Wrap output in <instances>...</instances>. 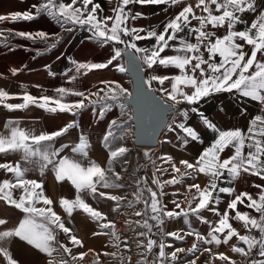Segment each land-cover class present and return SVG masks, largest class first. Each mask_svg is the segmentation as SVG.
Wrapping results in <instances>:
<instances>
[{
	"label": "snow or ice",
	"instance_id": "obj_1",
	"mask_svg": "<svg viewBox=\"0 0 264 264\" xmlns=\"http://www.w3.org/2000/svg\"><path fill=\"white\" fill-rule=\"evenodd\" d=\"M108 3L112 5L113 0H108ZM137 4L164 5L166 11L168 7L178 10L166 20L162 30L158 27L146 29L134 23L144 15L133 12L129 7ZM110 12L104 14L105 9L95 0H39L23 12L0 14V24L47 16L63 33L72 34L78 26L90 34L87 37L89 41L110 49L109 56L102 62H77L69 57L73 67L63 75L70 84L93 70L109 69L110 66L126 73L129 65H134L138 75L143 74L139 75L135 93L118 81L110 80L100 81L103 87H97L95 91L61 86L54 89L55 97H34L25 93L22 97H12L22 99L23 103L3 105L13 111L34 104L51 114L70 113L73 116L90 111L98 121H103L114 107H118L120 112L108 121L102 136V143L108 151L106 167L95 161L82 166L69 155H62L70 151L88 157L89 140L82 129L75 141L56 146L59 138L80 128L75 120L55 131L39 134L13 126L15 121L5 122L8 134H0V154L23 155L20 161L0 163V172L6 176L0 179V201L24 215L11 228L7 227L6 219L0 218V226H3L0 228V264H18L10 252V245L17 240L50 257L59 252L60 259L49 260L48 264H75L77 260L84 259L86 253L74 254L73 247L58 241V234L62 232L71 245L83 246L66 226L62 216L54 210L57 204L69 217L77 209L87 214L99 229L93 235L107 236L109 246L117 249L104 253L117 264H198L197 259L190 258L198 252L206 254L205 264H238L236 259L218 250L221 246H228L232 253L241 257L242 264H264V183L253 185L258 190L255 195L246 191L237 194L233 187L220 186L222 182L236 180L241 173L264 181V0H195L194 3L189 0H115ZM245 14L253 15L250 24L244 20ZM238 25L244 27L238 29ZM220 29L224 30V34H217ZM53 34L56 39L50 43L49 34L44 31L31 33L0 28V37L5 38L9 51L12 50L8 40L11 36L32 41L33 44L44 43L51 50L64 39L58 33ZM141 41L154 43L141 47ZM44 67L49 76L56 75L50 65ZM172 68L177 69L178 74L159 72L160 69ZM10 71L15 76L19 69ZM72 72L74 74L69 75ZM154 84L158 87L154 88ZM221 93L260 105L259 114L248 120L246 129L222 130L199 109L201 102ZM67 97L77 99L67 101ZM134 97L136 104L130 106L128 101ZM7 98L9 94L0 90V101ZM144 102L151 103L161 133H175L180 147L192 142L203 144L199 126L188 122L190 114L196 115L200 125L213 133V139L193 161L181 159L177 163L170 155L154 156L152 152L144 151L142 155L146 164L138 165L129 175L132 184L126 185L121 182V171L129 172L131 162L126 157L130 149L116 142L124 140L130 128L133 129V137L138 136L140 124L130 125L129 122L139 121L137 113ZM241 114L247 117V110L242 108ZM229 151L231 154L225 156ZM157 159L163 164L158 166ZM28 164L41 176L51 166L58 182L66 179L74 186L75 199L53 201L48 198L42 182L26 178V173L31 170L26 166ZM117 164L121 171H117ZM149 166L155 169L150 180L147 173L139 175ZM169 172L171 178L161 179ZM200 174L208 178L205 185L195 182L185 185L186 178L195 181ZM177 185L186 186L188 193H193V190L194 193L187 199L186 207L182 201L172 199L170 203L174 208L169 209L161 200L168 194L166 186ZM127 188H131L132 198L112 194ZM178 194L186 195L172 193L173 197ZM221 194L230 198L223 212L219 210L223 202ZM85 196L93 201L105 199L115 202L111 207L113 213L119 215L123 209H128L132 210L131 216L138 219H127L129 232L120 233L115 221L87 203ZM39 204L43 207H38ZM238 205L257 215L241 211ZM137 206L141 207L137 209ZM205 211L217 219L209 220L202 214ZM192 217L207 226L206 233L192 227ZM180 218H183L186 229L165 230L166 221ZM232 221L240 223L246 230L245 234H241ZM129 233L135 240L138 257L135 261L130 254H124V249L128 253L132 251L130 242L123 238ZM160 235L164 239H159ZM169 238L179 242L194 238V242L187 248L177 247L167 242ZM234 239L235 243H232ZM95 264L102 262L97 258Z\"/></svg>",
	"mask_w": 264,
	"mask_h": 264
},
{
	"label": "crops",
	"instance_id": "obj_2",
	"mask_svg": "<svg viewBox=\"0 0 264 264\" xmlns=\"http://www.w3.org/2000/svg\"><path fill=\"white\" fill-rule=\"evenodd\" d=\"M39 0H0V14H6L10 12L20 11L23 12L30 8L34 3H38ZM65 2H70V0H65ZM102 5L105 9L104 14H111L110 9L114 6L113 4L109 5L108 0H95ZM189 2L194 3L195 0H189ZM133 9V12L143 13V18L135 21L136 26H142L146 29L151 27H158L162 30L163 24L167 19L171 18L172 14L175 13L178 9L174 7H168L167 11L165 10L166 6L164 5H132L129 6ZM244 20L248 24L251 23L254 18L252 14H245ZM193 24H196L193 21ZM238 29L243 28L244 25H238ZM0 28L13 29L17 31L31 32L35 33L36 31H44L49 34V42H54L56 36L53 32L60 34L64 37L62 42L58 43L55 48L48 50L44 43L37 42L35 44L32 41L22 39L19 37L11 36L8 37L10 41V47L12 48L9 51L8 47L5 46L4 37H0V90L6 91L9 94V98L0 101V134L7 135L8 131L5 129L4 125L7 121H15V125L21 129L27 131H34V133L39 134L41 132H51L55 131L68 122L75 120L79 123L80 128L71 130V133L65 135L58 139L56 146L59 147L60 144L65 142L75 141L81 129L87 135L89 140L88 157H82L77 154H72L70 151L62 153V155H69L70 158L80 162L82 166H88L90 161H95L101 165L103 156L108 152L105 145L102 143V136L105 133L107 123L111 119L116 118L119 115V108L114 107L113 110L106 114L103 121H98L94 118L90 111L84 112L81 115L73 116L70 113H57L51 114L43 109H40L34 104H30L27 108L23 110H13L9 111L5 108L4 104H18L23 103L22 99L12 98V97H22L23 94L28 93L34 97H40L41 95H47L49 97H55L56 93L54 89L57 87H76L79 90H92L95 91L97 87H103L100 84V81H110L115 80L122 84L125 88L131 91V78L126 73H120L115 70L114 67L104 70H93L86 75L81 76L74 84H70L67 81V78L63 75L65 71L73 66L69 62V57L76 60L77 62H102L110 54V49L107 47L101 48L94 42H91L87 39L90 35L86 30L80 29L77 26V29L72 34L63 33L59 26L52 21L47 16H41L32 21H19L15 23L5 22L0 24ZM218 35L224 34V30L220 29L217 32ZM7 35V34H5ZM194 42V40H193ZM154 41H141L139 45L141 47L150 46ZM39 53V54H38ZM171 54V53H166ZM35 57V58H34ZM60 57V59H57ZM120 63H123L121 61ZM45 65H50L51 70L56 73L55 76H49L48 71L45 69ZM19 69L18 74L15 76L12 75L10 69ZM160 74H178L177 69H160ZM74 74V72L69 73V75ZM39 85L40 87H36ZM154 88L158 85L154 84ZM158 95V94H157ZM77 99L76 97H67V101H72ZM54 106V105H51ZM183 107V106H182ZM199 109L220 129L228 130L234 128L246 129L248 120L259 114L260 105L256 102H250L248 100H238L235 95L228 93H221L214 95L204 102H201L198 105ZM223 108V111H221ZM244 108L247 110V117L242 116L241 109ZM170 117V116H169ZM168 117V119H169ZM171 120V118L169 119ZM188 122L194 126H199L203 144L198 142L189 143L185 147H180V142L176 139L175 133L166 132L164 140H161V130L157 137V143L154 146L156 149L163 147V152L166 155H170L175 162H179L181 159H187L193 161L195 157H198L202 152L203 148L207 147L211 140L213 139V133L208 131L202 125H200L199 118L190 114ZM247 149H245V153ZM231 152H226L224 155H230ZM22 153H10L7 155L0 154V163L3 162H12L20 161L22 158ZM163 164V163H162ZM31 170L26 173V178L28 179H38L42 183H45L44 190L50 193V198L53 201H58L60 198L75 199V188L71 185L66 179L64 181L58 182L55 176L54 170L51 166L45 170L43 176L39 174V171L36 170L31 164L26 165ZM167 167V165H164ZM169 177L161 176V179L171 178V172H169ZM160 175V173H157ZM8 177L11 174H7ZM6 178L5 174L0 172V179ZM207 177L200 174L198 178L193 181L190 179L187 183H199L202 186L207 183ZM186 182V180H185ZM264 183L258 177L251 176L246 173H241L240 177L231 183H221L220 186H229L236 189V193L239 192H249L255 195L258 190L253 187L254 184ZM171 189V190H170ZM184 187L177 185L166 187L165 191L168 193L162 200L161 203L167 204L169 209L174 208V205L170 203L172 199H177L183 202V206L187 205V199L183 195L180 197H173L170 194V191L174 192L177 190H183ZM67 191L72 192V195H65L58 197V191ZM187 192V188L185 190ZM194 191V190H193ZM53 192H56L53 194ZM187 194V193H186ZM222 203L219 205V210L223 212L226 208V202L230 199L227 195L221 194ZM241 211H249L252 215H257L252 212V210L246 209L243 205H238ZM57 208H61L58 204L55 206V211L59 213ZM62 212L61 215H63ZM209 220L215 221V217L210 212L202 213ZM234 214V213H230ZM21 212L14 207H11L0 201V218L6 219L8 221L7 227L11 228L16 226V222L19 221ZM72 217L74 222L73 234L81 241L82 247H78V250H95L102 242V237L100 235L87 234L84 229L79 227L76 222L79 220L80 223H83L84 220L89 222V225L94 226L93 221L89 220L86 214L82 211H73ZM192 227L201 233H206L207 226L201 224L194 217L191 218ZM233 226L241 231V234H245L244 229L240 223L232 221ZM3 226H0L2 228ZM185 228L183 218H180L176 221H166L165 230L167 231H176L177 228ZM62 243L68 239L65 234H60L58 237ZM160 239H164L163 235L160 236ZM194 242V238H188V243L175 245L177 247H190ZM235 243V239L232 241ZM67 244V243H65ZM213 250H216L215 248ZM220 252H225L233 259H236L238 264H242L241 257L232 253L228 246H221L218 249ZM10 252L13 258L18 262V264H46L44 259H36V249L31 246H28L22 241H16L10 245ZM183 255V254H181ZM191 259H197L198 264H205L207 259L206 254L203 252H198L195 256L190 257Z\"/></svg>",
	"mask_w": 264,
	"mask_h": 264
},
{
	"label": "rangeland",
	"instance_id": "obj_3",
	"mask_svg": "<svg viewBox=\"0 0 264 264\" xmlns=\"http://www.w3.org/2000/svg\"><path fill=\"white\" fill-rule=\"evenodd\" d=\"M171 117H169L170 119ZM130 125H133V122L130 121L129 122ZM165 134L166 132H163L161 133V140H164V137H165ZM126 135V138L124 140H118L116 142V144L118 145H124L126 147H128L130 149V154L126 157V159H128L131 163L130 165L128 166L129 167V172L128 173H124L121 171V167L119 164L116 165V168H117V171H121V175L123 176V179H122V183H125L126 185H131L132 184V180L129 178V175L138 167V165H143V164H146V161H144L143 159V152L144 151H150L154 154V156H160V155H165L166 156V153L163 152V147H160L159 149H156L154 147H151V146H143V145H137L134 143L133 141V129H129V131L125 134ZM107 156H108V152L103 156V159H102V162H101V166L102 167H106L107 166ZM163 163V161L157 159V165H161ZM166 167V166H165ZM155 171L154 168L152 167H147L145 169H143L142 171L139 172V175H145V173L148 174L149 176V180L151 179V173ZM170 174H167L165 175L166 178L169 177ZM40 176H38V181L41 182L40 180ZM186 182H185V185L187 184H190V183H187L190 181V179H185ZM43 184V187L45 185V183H42ZM155 187V186H153ZM166 187H171V186H166ZM171 190V189H170ZM186 190V186L184 187L183 190H178V193H187L186 195H183L185 199H189L191 197V195L194 193H188L185 191ZM45 191V190H44ZM105 191H111V190H105ZM174 192H177L174 191ZM56 193V192H53V194ZM72 195V192H67V191H58V194L57 196L58 197H62V196H65V195ZM75 195H76V192H74ZM172 191H170V194L172 195ZM112 194H118V195H127L128 198H132V192H131V188H127L125 190H120V191H116V192H113ZM45 195L50 198V193L49 192H46L45 191ZM175 197H180L179 194ZM85 199H86V202L89 203L91 206H93L94 208H96L97 210L101 211L102 214L106 215L109 219H112L115 221L116 225H117V231L120 232V233H128L129 230L126 226V220L127 219H130V218H133V219H138V218H134L131 216V211L132 210H128V209H123L121 211V213L119 215H117L116 213H113L111 211V207L114 206L115 202H111V201H107L105 199H100L99 201H93L90 197H87L85 196ZM187 206V205H186ZM185 206V207H186ZM38 207H43V204H39ZM141 207V206H137V209ZM169 208V207H168ZM55 209V208H54ZM59 210V213L58 214H62L63 210L62 208H57ZM172 209V208H171ZM74 211H81V210H74ZM23 213L21 212V216L20 218L23 217ZM87 215V214H86ZM62 218L64 219L65 221V224L67 227H69L71 229V232L73 234V230H74V220L73 217H69L66 213H64L63 215H61ZM78 222L77 225H79V227H81L82 229H84L86 231L87 234H93L94 232H98L99 229L96 225L95 222L94 223V226L92 225H89V222L87 223L86 220L83 221V223H80L79 220L81 219H77ZM90 220V219H89ZM92 221V220H91ZM18 224V222H16V225ZM183 228V227H181ZM181 228H177V230L181 229ZM186 229V227H185ZM143 230V229H141ZM155 230V229H154ZM60 234H63L62 232L58 234V237ZM102 237V242L99 246H97V248L95 250L93 249H87V250H78V246H74V245H71L70 244V241L69 239H66L63 241L65 243H67L68 246L70 247H73V250H74V254H78V253H86V256L84 257V259L81 261V260H77L75 262V264H95V261L97 260V258L102 262V264H117L116 261L110 259L108 256H105L104 253L105 252H112V251H117V249H114L112 247L109 246V238L105 235H100ZM162 236V235H160ZM160 236H159V239H160ZM124 239H126L127 241L130 242V245H131V248H132V251L131 253H128L127 252V249H124V254L127 256V255H131L132 256V259L133 261H135L138 257H137V250H136V247H135V240L133 238V236L129 233L128 235L124 236L123 237ZM58 241L61 242V240L58 238ZM168 243H174L175 245H182V244H186L188 243V239L185 241V242H179V241H173L171 240V238L168 239L167 241ZM62 243V242H61ZM57 245H54V247H56ZM121 248H123V245H121ZM36 259H44L46 261V264H48L49 260H59L60 259V253L59 252H54L53 255L50 257L46 254H43L41 253L40 251L36 250ZM70 260V258H69Z\"/></svg>",
	"mask_w": 264,
	"mask_h": 264
},
{
	"label": "water",
	"instance_id": "obj_4",
	"mask_svg": "<svg viewBox=\"0 0 264 264\" xmlns=\"http://www.w3.org/2000/svg\"><path fill=\"white\" fill-rule=\"evenodd\" d=\"M131 78V92L135 93L139 84V74L136 71V67L134 65H129V70L127 71ZM130 106H134L136 104L135 97L128 101ZM140 117L139 121L133 120V125L136 123L140 124V128L138 131V136L133 137V141L137 145L143 146H153V140H155V144L157 143V137L160 132V127L157 124L154 113L152 112V107L150 102H144L140 106V111L137 113ZM154 144V145H155Z\"/></svg>",
	"mask_w": 264,
	"mask_h": 264
}]
</instances>
